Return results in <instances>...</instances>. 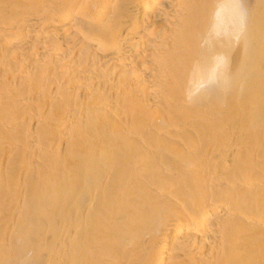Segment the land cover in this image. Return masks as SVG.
Instances as JSON below:
<instances>
[{
    "label": "bare ground",
    "instance_id": "6f19581e",
    "mask_svg": "<svg viewBox=\"0 0 264 264\" xmlns=\"http://www.w3.org/2000/svg\"><path fill=\"white\" fill-rule=\"evenodd\" d=\"M245 1L0 0V264H264Z\"/></svg>",
    "mask_w": 264,
    "mask_h": 264
},
{
    "label": "rangeland",
    "instance_id": "374dc122",
    "mask_svg": "<svg viewBox=\"0 0 264 264\" xmlns=\"http://www.w3.org/2000/svg\"><path fill=\"white\" fill-rule=\"evenodd\" d=\"M247 1H249V0H247ZM247 1H245V2H247ZM249 2L251 3V1H249ZM253 2H254V1H253ZM245 5H247V9H248V6H250V4L248 5V3H246ZM253 5H254V4H253ZM253 5L251 4V6L249 7V9H252V7L255 8V6H253ZM261 6H262V5H261ZM262 7H264V5H263ZM262 7L259 6V8H255V9L258 11V9H260V8L262 9ZM261 9H260V11H261ZM251 11H252V10H251ZM251 11H250V12H251ZM254 11H255V10H254ZM257 11H256L257 15H261V13L259 14L260 11H258V12H257ZM251 13H252V12H251ZM251 13H250V14H251ZM254 13H255V12H254ZM257 17H258V16H257Z\"/></svg>",
    "mask_w": 264,
    "mask_h": 264
}]
</instances>
